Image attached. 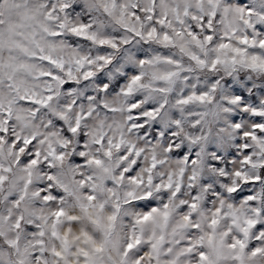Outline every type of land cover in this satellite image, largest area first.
<instances>
[{
	"label": "snow or ice",
	"instance_id": "1",
	"mask_svg": "<svg viewBox=\"0 0 264 264\" xmlns=\"http://www.w3.org/2000/svg\"><path fill=\"white\" fill-rule=\"evenodd\" d=\"M0 264H264V0H0Z\"/></svg>",
	"mask_w": 264,
	"mask_h": 264
}]
</instances>
